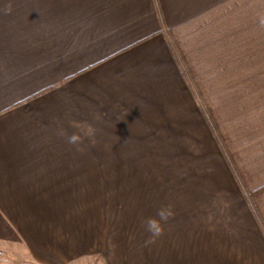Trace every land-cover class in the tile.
I'll use <instances>...</instances> for the list:
<instances>
[{"label": "crops", "instance_id": "obj_1", "mask_svg": "<svg viewBox=\"0 0 264 264\" xmlns=\"http://www.w3.org/2000/svg\"><path fill=\"white\" fill-rule=\"evenodd\" d=\"M74 124L93 135L68 143ZM141 142L217 197L126 204L138 239L103 251L100 192L130 174L109 160ZM0 244L33 264H264V0H0Z\"/></svg>", "mask_w": 264, "mask_h": 264}, {"label": "rangeland", "instance_id": "obj_2", "mask_svg": "<svg viewBox=\"0 0 264 264\" xmlns=\"http://www.w3.org/2000/svg\"><path fill=\"white\" fill-rule=\"evenodd\" d=\"M189 81V80H188ZM192 81V80H191ZM201 100V95L197 96ZM201 112L209 123L212 134L215 135L213 124L209 121L207 112L203 110V106L200 101ZM216 141L218 137L216 136ZM124 145V146H122ZM130 150L132 151L130 158H116L109 160V163H113L114 170L117 172L122 169L123 166L130 168V174L125 176H117L114 182H117V178L124 179L126 189L103 191L100 192V225L99 233L102 235L100 241H104L99 245V248L103 251L107 250L108 243L114 241L116 243L128 242L131 239H138V233L134 231L138 230V222L134 221L132 217L124 211V205L138 204L139 201L146 199H170L184 197H217L216 191H212L210 194L203 189L204 185L208 184L210 175L201 172L198 174H187V166L183 164L185 159L171 158H158L155 157L154 152L151 154V150H155L156 144L149 143H130ZM127 144H118L116 147H125ZM118 150V148H116ZM142 152L143 150L150 157L138 158L135 157L133 151ZM160 154V153H158ZM164 154V153H163ZM192 162L193 160H187ZM191 171H195L196 168H190ZM122 182V181H121ZM184 184H191L195 187L193 191L181 190L184 188ZM195 184V185H193ZM197 184V185H196ZM115 185H119L116 184ZM179 187V189H178ZM135 201V203H134ZM129 209V208H128ZM138 219V218H137ZM130 226V229L128 226ZM115 244V243H114ZM110 246V245H109ZM0 264H33L26 256L25 249L15 245L0 244Z\"/></svg>", "mask_w": 264, "mask_h": 264}, {"label": "clouds", "instance_id": "obj_3", "mask_svg": "<svg viewBox=\"0 0 264 264\" xmlns=\"http://www.w3.org/2000/svg\"><path fill=\"white\" fill-rule=\"evenodd\" d=\"M74 126L79 129V133L67 137L68 143L70 144H77L83 137L90 138L93 135V129L88 124H74ZM171 214L170 209L158 210L157 216L159 217V220L155 218H148L145 222L146 230L154 236L159 235L162 231L160 221L166 220Z\"/></svg>", "mask_w": 264, "mask_h": 264}]
</instances>
